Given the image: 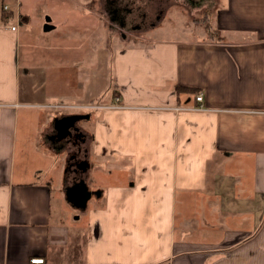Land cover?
<instances>
[{
  "label": "crops",
  "instance_id": "0c3cea01",
  "mask_svg": "<svg viewBox=\"0 0 264 264\" xmlns=\"http://www.w3.org/2000/svg\"><path fill=\"white\" fill-rule=\"evenodd\" d=\"M212 5L210 39L118 47L107 99L69 112L90 122L81 176L38 149L63 152L59 117L21 96L26 12L0 0V264H264V0ZM80 180L100 202L75 215Z\"/></svg>",
  "mask_w": 264,
  "mask_h": 264
},
{
  "label": "rangeland",
  "instance_id": "374dc122",
  "mask_svg": "<svg viewBox=\"0 0 264 264\" xmlns=\"http://www.w3.org/2000/svg\"><path fill=\"white\" fill-rule=\"evenodd\" d=\"M125 4L121 0H89L85 4L78 0H21L26 14L23 21L18 19L20 44L25 46L20 56V94L34 99L44 96L41 102L49 107L41 109L44 124L51 121L47 114L57 113L61 117L73 109L97 106L107 99V90L114 85L113 59L117 49L152 40L204 36V30L192 21L205 14L209 19L214 16L212 0H157L154 5L133 0V8L127 4L132 8L130 13L121 8ZM116 7L120 9L115 14L112 10ZM122 17L127 18L126 25L120 24ZM96 91L100 95L88 99V94ZM84 111H90V116L96 112ZM85 124L79 129L86 141L72 144L71 140L58 139L63 152L57 154L40 142L39 128L38 149L41 150L40 143L43 153H49L54 161L58 157L70 161V155L78 152V158H73L74 170L82 176L83 170L76 169L75 161L81 159L91 139L90 122ZM94 188L90 183V189ZM99 202L93 193L85 207L71 206L72 214L82 215Z\"/></svg>",
  "mask_w": 264,
  "mask_h": 264
},
{
  "label": "flooded vegetation",
  "instance_id": "af4514ba",
  "mask_svg": "<svg viewBox=\"0 0 264 264\" xmlns=\"http://www.w3.org/2000/svg\"><path fill=\"white\" fill-rule=\"evenodd\" d=\"M121 1H124L126 4L125 6L123 5L121 8L125 10V12L127 13H130V11H132V2L133 0H121ZM150 5H154L156 3L157 0H146ZM127 4L132 7H127ZM120 8H115L114 10H112L115 14L116 12H118ZM126 15V14H125ZM126 19H124V17H122V19H120L121 23L120 24H123V25H126ZM135 26H138L137 24ZM134 27V26H133ZM71 114H75V113H67L66 115H71ZM62 116H65V115H62ZM61 116V117H62ZM61 117H59L58 119H60ZM58 119H56L54 121V124H53V133L50 134V138L53 140H58V139H63L64 141H67V140H71V143L73 144H77L81 139H83V134L81 132V130L79 129V125L77 124L75 126V124L80 121V120H76L73 125H71L69 128H68V132H66L65 135H62L65 131V129L63 128L62 124H59L57 123ZM60 141V140H59ZM77 155H78V152H77ZM77 155L74 153L72 155H70V158L71 160L70 161H74L75 159L73 158H78ZM70 164H72V162H70ZM83 164V161H82V158L75 161V167L76 169H79L80 166Z\"/></svg>",
  "mask_w": 264,
  "mask_h": 264
},
{
  "label": "water",
  "instance_id": "95a60500",
  "mask_svg": "<svg viewBox=\"0 0 264 264\" xmlns=\"http://www.w3.org/2000/svg\"><path fill=\"white\" fill-rule=\"evenodd\" d=\"M83 117H88V115L71 114L62 116L60 119H58L57 123L62 124L63 128L65 129L62 135H65L66 132H68V128L73 125L76 120H79ZM80 167L84 168V163ZM66 192L69 200L78 207L84 206L86 200L90 196V192L87 191L86 185L83 180H80L73 186L68 187Z\"/></svg>",
  "mask_w": 264,
  "mask_h": 264
},
{
  "label": "trees",
  "instance_id": "16d2710c",
  "mask_svg": "<svg viewBox=\"0 0 264 264\" xmlns=\"http://www.w3.org/2000/svg\"><path fill=\"white\" fill-rule=\"evenodd\" d=\"M5 10L6 9H4V5H2V15H3L4 19L8 18V17H11L12 16L11 11H8V10L5 11ZM192 22H193L194 25H196L197 27H199V28L204 30V32H205L204 37L205 38L210 39V38L214 37L215 34H217V30L215 29L213 21H212V19L208 18L207 14H205V16H203V17H199L197 19H193ZM181 89L184 90V87H180V86L176 87V91H179Z\"/></svg>",
  "mask_w": 264,
  "mask_h": 264
},
{
  "label": "built area",
  "instance_id": "2783aa9c",
  "mask_svg": "<svg viewBox=\"0 0 264 264\" xmlns=\"http://www.w3.org/2000/svg\"><path fill=\"white\" fill-rule=\"evenodd\" d=\"M4 8L7 9V6H4ZM16 28H17V26H12V27H11V29H13V30L16 29ZM195 98H196V101H198V102H202L203 97H202L201 94H196ZM88 108H89V107H88ZM195 109H203L202 104H200V105H199L198 107H196ZM30 262L33 263V264H41V263H43V258L34 257V258H31V259H30Z\"/></svg>",
  "mask_w": 264,
  "mask_h": 264
},
{
  "label": "bare ground",
  "instance_id": "6f19581e",
  "mask_svg": "<svg viewBox=\"0 0 264 264\" xmlns=\"http://www.w3.org/2000/svg\"><path fill=\"white\" fill-rule=\"evenodd\" d=\"M194 9H195V8H194ZM97 11H98V9H97ZM202 20H203V19H202ZM192 23H193V22H192ZM204 23H205V22H204ZM204 23H203V24H204ZM197 24H198V23H197ZM219 38H220V37H219ZM212 40H213V39H212ZM147 44H148V43H147Z\"/></svg>",
  "mask_w": 264,
  "mask_h": 264
}]
</instances>
